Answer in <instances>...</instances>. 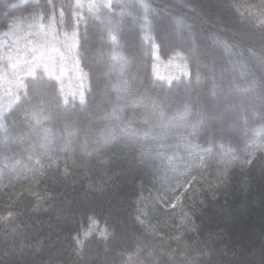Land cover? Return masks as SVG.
Listing matches in <instances>:
<instances>
[{
	"label": "trees",
	"instance_id": "16d2710c",
	"mask_svg": "<svg viewBox=\"0 0 264 264\" xmlns=\"http://www.w3.org/2000/svg\"><path fill=\"white\" fill-rule=\"evenodd\" d=\"M38 2L47 5V0ZM148 2L157 11L149 13V27L143 30L142 10L129 8L121 12L116 8L117 15L112 16L102 11L100 19L85 10L88 18L79 26L78 56L76 52L67 53L63 46L71 44V39L60 38L59 45L66 53L71 76L79 77L74 64L78 58H81L82 71L89 73L85 81V104L80 103L78 96L72 97L79 84L77 80L73 79L71 86L65 87L56 75L36 71L37 77L43 76L48 81L46 94L50 103L42 115L47 118L44 126L56 137L48 154L51 159L42 160L43 169L36 164L39 157L28 150L35 138L22 112L27 105L16 108L9 117L7 134L0 130V216L8 211L17 214L8 222L0 221V251L14 242L24 241L34 246L24 256L6 258V264H183L181 254L193 255L186 246L195 247L197 240L217 248L230 249L240 244L246 249H257L258 255L264 243V169L259 163L251 170L244 169V175L236 164L229 184L220 187L214 195L202 192L188 200L187 204L195 212L188 227L197 230L186 233L179 243L169 239L178 235L175 230L178 217L165 211L164 201L171 203L174 197L170 189L178 183H187L181 176L188 171L183 166L187 161L186 150L196 151L189 141L208 147L202 143L203 137L187 135L192 131L187 125L198 123L202 132L215 129L217 140L224 136L227 150L231 147L227 144L229 137L240 138L242 114L247 116L248 127L256 128L260 123L259 112L264 110V80L259 71L250 86L237 87L232 82L231 71L221 72L222 67H231L227 63L230 57L221 47L206 60L194 58L190 75H184L178 65L187 61L177 58L173 47L175 51L187 52L193 41L204 45L207 33L217 32L222 39L237 45L233 49L235 53L248 56V48L259 53L264 48V32L258 29L259 21L264 20V0H227L243 6L241 11L251 20V28L239 16L216 7L225 0ZM36 3L37 0H0V45L17 38L42 40L39 28L30 27L34 21L28 16ZM53 3L58 19L60 5H67L70 0H53ZM13 4L17 5L15 9L10 7ZM165 4L172 15L185 17L194 25L191 32L172 28L171 17L165 18L167 13L162 11ZM185 4L190 6L184 7ZM197 4L201 6L198 10ZM13 17L19 19L18 26L5 37L3 33L9 31V19ZM108 19L116 26L115 46L100 40L102 21ZM31 31L35 33L30 34ZM62 31L70 33L71 29ZM153 43L158 46L155 55ZM13 51L14 47L12 54ZM113 56L124 65L122 73L118 67H112ZM213 57L218 61L215 64ZM255 64L252 60L249 66ZM5 68L6 62H0V104L3 105L10 99L6 95L10 87L7 81L13 79L11 70L5 76ZM118 78L127 82L122 91L113 87ZM33 79L28 77L27 81ZM61 88L69 101L66 105L63 102L58 105L55 99ZM153 101L157 103L155 109ZM185 105L189 109L187 113H184ZM178 111L184 113L183 120L177 118ZM114 116L122 119L116 121ZM69 121L72 136L66 137L64 127ZM85 131L87 152H92L94 157H107L112 173H126L103 190L85 187L88 181L84 175L98 179L100 171L95 158L89 160L84 155ZM132 137L139 142L129 139ZM65 139L70 141L67 145ZM141 148L149 151L142 153ZM152 148L158 151H150ZM181 156L183 160H169V157ZM51 160L57 164L48 170ZM141 160L146 162L145 167L136 168L134 161ZM65 168L68 178L56 176L54 181L53 175ZM39 171H46V175L40 177ZM199 175L193 171L187 179ZM5 185L9 186L7 191ZM194 187L207 186L196 184ZM46 189L49 194L56 193L55 199L50 198L35 208L37 202L29 193L44 196ZM137 215L147 228L136 219ZM13 228L17 232L13 233ZM77 236L84 241L79 255L74 251L72 239ZM149 250L158 254L148 257Z\"/></svg>",
	"mask_w": 264,
	"mask_h": 264
},
{
	"label": "snow or ice",
	"instance_id": "6c2138e0",
	"mask_svg": "<svg viewBox=\"0 0 264 264\" xmlns=\"http://www.w3.org/2000/svg\"><path fill=\"white\" fill-rule=\"evenodd\" d=\"M190 5L185 4L184 7H189ZM15 9L17 5L13 4L10 6ZM200 5H195V9H200ZM216 7L230 11L234 15L239 16L242 23H246L249 28L252 27L251 20L245 16V12L241 11L243 7L237 3L227 2L216 5ZM116 8H120L121 12L129 8L139 9L143 11V15L140 17L141 29L149 27V13L156 12L157 9L153 8L152 4L148 0H70V3L67 5L61 4L59 11V18L57 19L56 14V5L53 3V0H47V5H42L38 2L33 7L32 12L28 14L34 23L30 27H38L39 30L43 31L45 27L48 29L46 35L52 37V41L55 43H60V38L64 37L65 41L69 38L71 39V44L63 45L67 49V53L76 52V46L78 44L79 37V26L82 21H85L88 17L85 15V10L87 13L94 15L97 19H100V13L106 11L108 16L117 15L115 12ZM49 9L51 10L49 12ZM162 11L167 13L171 17V26L176 31L188 30L189 32L193 29V24H190L187 18L172 15L169 6L165 4L162 8ZM70 14V17L69 15ZM7 18V14H6ZM70 19V22H69ZM45 21L47 22L45 24ZM19 23L18 18L9 19V31L4 32L5 37L12 34L13 31L17 28ZM104 25L101 27L100 40L102 43H111L113 46L117 43V35L114 34L116 26L112 24V21L108 19L106 22L102 21ZM64 28H70L71 32L62 31ZM258 29L261 32H264V20L259 21ZM49 44L48 40H45L42 43H36L32 47L26 50V56H31V60L25 57L16 59L13 62L14 57L11 50L9 49L6 56H0V62H6L5 76L8 74V70H11V76L13 79L7 81L10 84V87L6 91V95L10 97L7 105L0 104V130H3L7 134L9 130V117H12L13 112L16 108L21 107L22 105H27L26 108L22 109L23 116L26 119L28 127L32 130L31 135L34 136V140L29 144L28 150L32 154L38 156L36 164L40 165V168L43 169L42 160L51 159L48 155L51 152L54 144L56 143L55 134L50 128L45 127L47 123V118L42 115L44 109L50 103V100L46 94V85L48 81L43 79V76L37 77L36 69L43 68L44 75L51 76L52 73L48 70L49 60L45 59V50ZM3 47V45H0ZM158 46L153 43V55H155V50ZM223 48L224 51L228 54L230 59L228 64L231 65L230 68L222 67L221 72L227 73L231 71L233 75V83L237 87L241 86H250L255 82V73L259 71L261 73V79L264 80V48L261 49L259 53L253 51L251 48L247 49L249 53L248 56L243 55V53L237 54L233 49L237 48V45L234 43H229L226 39H222L220 34L217 32H209L206 35V43L201 45L198 41H193L191 44L190 50L187 52L173 51L175 56L187 62L178 65L181 72L184 75H190V68L192 60L195 58L208 59L211 52H214L217 48ZM54 51L59 52V49H53ZM38 54V55H37ZM78 56V52H76ZM60 60H66L67 56L64 52H59ZM50 59V58H49ZM252 60L256 61L254 67H250L249 64ZM112 67L119 68L121 73L124 71V65L116 59L115 56L112 57ZM218 61L213 57V63ZM74 64L76 70L79 72V84L75 91L72 92V97L75 99L79 97L80 103L85 104V81L89 79V73H85L80 68L81 58L75 59ZM28 77H34L33 80L27 81ZM59 79V77H57ZM199 79V77H198ZM118 91H122L127 87V82L122 78H118L117 84L113 85ZM57 104L59 105L63 102L65 105L68 104V99L63 89L59 90V95L55 97ZM153 103V109L157 107L155 101ZM15 105V107H13ZM10 109V110H9ZM188 106H184V113L188 112ZM184 113L177 112L176 116L178 119L183 120ZM114 120L119 121L122 119L120 116H114ZM260 123L256 128L248 127V120L246 114H242V124H241V133L240 138L232 139L228 138L227 144L231 145L227 150H225V138L223 135L220 136V139L217 140V132L215 129L208 130L204 129L203 132L200 130L201 126L198 123H193L187 125L192 131L187 132L189 137H195L197 139L203 137L202 143L208 145L207 148L202 147L200 144H192L189 141L190 147L196 149V151H187V161L183 165L188 169L187 172L181 173L187 183H178L175 188L170 189L171 195L174 197L171 199V203H168L167 200L164 201L165 211H170L176 217H178V222L175 223V230L178 235L170 237V241L179 243L183 236L188 232L196 231L194 227L189 228V223H192V216L195 215V212L192 211V207L187 204V201L193 199L194 196L200 193L212 192L213 195L215 192L222 186L229 184L233 180V171L234 166L239 164L241 167V175H244V169L251 170L257 163L260 164L261 168L264 169V110L259 112ZM171 123V122H170ZM71 122H66L64 127V135L66 137H71ZM85 141L83 142V147L85 149L84 155L91 160L94 157L92 152H87L88 142L87 136L88 133L85 131ZM137 139L138 138H129ZM70 141L65 139V144L67 145ZM149 151L147 149L141 148V152ZM150 151H158L156 148L150 149ZM201 153H203L201 155ZM240 153L241 155H237ZM115 155V154H113ZM95 160L100 166L98 179H93L88 175H84V179L88 181L86 188L89 190H103L109 183H114L116 179H119L120 175H125L126 173L121 171L120 173H112L110 167H108L110 161L107 157H102L95 155ZM183 160L184 157H169V160ZM136 168H143L146 165V162L134 161ZM57 161L51 160L48 164V170H51L55 167ZM75 164V162H74ZM85 168H88V165H84ZM199 172V176H191V179L187 177L191 172ZM40 177L46 175V171H39ZM156 173H154L155 177ZM56 176H60L63 179H67L69 176L68 169L65 168L63 172L57 171L53 175V180L55 181ZM203 184L206 185V188L195 189L194 185ZM192 186V187H190ZM245 186H247V181L245 180ZM8 185L4 186V190L7 191ZM183 189V190H181ZM179 192V195L176 193ZM33 195L36 200L35 208H39L42 202H47L48 199H55L56 193H48L46 189V194L44 196L38 193H29ZM22 197V194H17ZM203 203V202H202ZM194 206V205H193ZM187 209V210H186ZM137 212H141V209H137ZM191 212V215H190ZM17 214H14L11 211H8L6 215L0 216V221L8 222ZM136 219L140 222L141 225L147 228L144 220L140 218V215H137ZM12 232H17V228H13ZM7 236V233L5 234ZM87 235V234H85ZM102 235H104L102 233ZM142 235L146 234L142 232ZM159 235V234H157ZM26 239V238H25ZM75 242L74 251L79 255L82 251V246L84 241L77 237H72ZM7 243V240H5ZM38 243V242H37ZM201 245H203L201 247ZM34 246L24 241L13 243L10 246H7L3 251H0V264H6V258L10 256H24L27 251L32 249ZM186 250L194 253L193 255H185L182 253L183 264H264V243H261L260 248L257 249H246L240 244H234L230 249L229 248H217L214 244H209L207 241L197 240L195 247L186 246ZM158 253L149 250L147 255L151 257L157 255Z\"/></svg>",
	"mask_w": 264,
	"mask_h": 264
},
{
	"label": "rangeland",
	"instance_id": "374dc122",
	"mask_svg": "<svg viewBox=\"0 0 264 264\" xmlns=\"http://www.w3.org/2000/svg\"><path fill=\"white\" fill-rule=\"evenodd\" d=\"M30 34H34L35 32L31 31L29 32ZM41 35L43 36L42 40L37 41L36 39H33L32 37L22 40V39H12L10 42H5V46L1 47V53H8L9 49L12 50V48L14 47V51H13V57L14 60L13 62H15L16 59H20L21 57H25L26 56V50L30 47H32L33 45H35L36 43H42L45 40L49 41L48 47L45 50V59L49 60L48 63V70L49 72L52 73V75H56V77L61 78L62 80V84L65 87H70L72 84L73 79L77 80V82L79 83V78L78 76L76 77H72L71 76V69L68 67V63L66 62V60L62 61L60 60L59 57V52H64V50L61 49L59 43H55L52 41V37L49 35H46L48 33V30H40ZM14 40L16 43H14ZM53 49H59V52L54 51ZM38 55V54H37ZM27 59L31 60V56H26ZM50 58V59H49ZM36 71H41L44 73V69L38 68L36 69Z\"/></svg>",
	"mask_w": 264,
	"mask_h": 264
}]
</instances>
